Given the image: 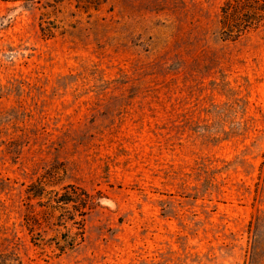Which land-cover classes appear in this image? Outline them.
Here are the masks:
<instances>
[{"label": "rangeland", "instance_id": "1", "mask_svg": "<svg viewBox=\"0 0 264 264\" xmlns=\"http://www.w3.org/2000/svg\"><path fill=\"white\" fill-rule=\"evenodd\" d=\"M225 1L0 0V264H264V27Z\"/></svg>", "mask_w": 264, "mask_h": 264}, {"label": "trees", "instance_id": "2", "mask_svg": "<svg viewBox=\"0 0 264 264\" xmlns=\"http://www.w3.org/2000/svg\"><path fill=\"white\" fill-rule=\"evenodd\" d=\"M220 26L222 35L228 40L239 39L250 31L263 28L264 0H226L220 9ZM63 197L59 198L61 202L67 200H63ZM30 217L29 215L26 216L27 225L31 223ZM37 221L40 220H36V224L39 225ZM67 245L72 246L70 243Z\"/></svg>", "mask_w": 264, "mask_h": 264}]
</instances>
